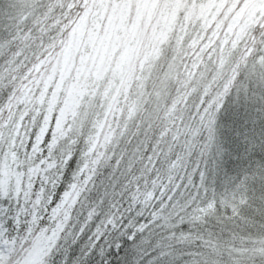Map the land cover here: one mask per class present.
Segmentation results:
<instances>
[{
  "label": "snow or ice",
  "instance_id": "6c2138e0",
  "mask_svg": "<svg viewBox=\"0 0 264 264\" xmlns=\"http://www.w3.org/2000/svg\"><path fill=\"white\" fill-rule=\"evenodd\" d=\"M0 264H264V0H0Z\"/></svg>",
  "mask_w": 264,
  "mask_h": 264
}]
</instances>
